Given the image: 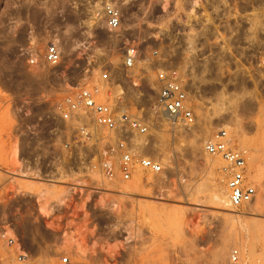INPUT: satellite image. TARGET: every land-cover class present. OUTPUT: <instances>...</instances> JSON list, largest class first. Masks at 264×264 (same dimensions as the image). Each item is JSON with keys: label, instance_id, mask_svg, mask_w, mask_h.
<instances>
[{"label": "rangeland", "instance_id": "374dc122", "mask_svg": "<svg viewBox=\"0 0 264 264\" xmlns=\"http://www.w3.org/2000/svg\"><path fill=\"white\" fill-rule=\"evenodd\" d=\"M78 2L68 0L67 20L48 19L61 37L59 65L30 66L20 51L7 60L13 66L0 71V182L8 183L0 218L13 223L35 264H59L63 253L75 264H229L233 246L249 264H264V80L213 74L202 80L206 94L196 124L170 130L165 119L154 121L149 154L164 163L165 173L114 183L86 167L77 174L62 149L75 125L60 120L55 103L78 84L106 91L104 73L130 85L120 71L124 30L83 22L90 17L76 16ZM34 40L38 50L45 46ZM219 127L250 152L248 175L258 196L242 209L229 203L224 160L204 151ZM75 183L82 185L77 195L71 194ZM1 255L12 254L3 247Z\"/></svg>", "mask_w": 264, "mask_h": 264}, {"label": "built area", "instance_id": "2783aa9c", "mask_svg": "<svg viewBox=\"0 0 264 264\" xmlns=\"http://www.w3.org/2000/svg\"><path fill=\"white\" fill-rule=\"evenodd\" d=\"M113 1H92L87 9L90 18L83 22L110 32L124 30L120 71L130 85L115 83L104 73L106 91L99 85L78 84L55 103L60 120L75 125L62 144L63 158L77 174L86 167L110 183L130 181L141 172H166L164 163L149 154L154 121L165 119L170 130L196 124L206 94L203 79L214 74L264 80V0H119L125 11ZM60 38L53 36L43 52H27L28 65H59ZM204 151L224 160L232 207L242 209L255 201L258 189L249 180L247 148L234 146L228 130L219 127L205 140ZM18 160L22 161L19 153ZM7 185L0 182V196L8 192ZM79 187L80 183L71 184V194L77 195ZM0 221V264H35L36 256L13 223L7 217ZM3 247L12 255H1ZM123 252L126 248L119 255ZM92 258L98 255L93 253ZM59 264L75 260L63 253ZM229 264H249L240 246L231 248Z\"/></svg>", "mask_w": 264, "mask_h": 264}, {"label": "crops", "instance_id": "0c3cea01", "mask_svg": "<svg viewBox=\"0 0 264 264\" xmlns=\"http://www.w3.org/2000/svg\"><path fill=\"white\" fill-rule=\"evenodd\" d=\"M92 1L79 0L74 6L76 16L87 14ZM70 11L68 0H0V71L13 66L7 60L13 62L20 51L43 52L47 42L58 34L48 28V19L59 15L67 20ZM35 35L40 43H45L42 49L36 48Z\"/></svg>", "mask_w": 264, "mask_h": 264}, {"label": "bare ground", "instance_id": "6f19581e", "mask_svg": "<svg viewBox=\"0 0 264 264\" xmlns=\"http://www.w3.org/2000/svg\"><path fill=\"white\" fill-rule=\"evenodd\" d=\"M114 3H117L118 5H121V8L124 6H122V3L121 2H117V1H113ZM21 162V161H20ZM24 173V172H23ZM26 174V173H25ZM25 174H24V176H25ZM152 176V175H151ZM150 178V177H149ZM152 179V178H151ZM223 200V199H222ZM225 201L226 200H224V203H225ZM230 203V202H229ZM228 205V204H227ZM252 256H254V255H252ZM256 256H257V254H255V258H256Z\"/></svg>", "mask_w": 264, "mask_h": 264}]
</instances>
